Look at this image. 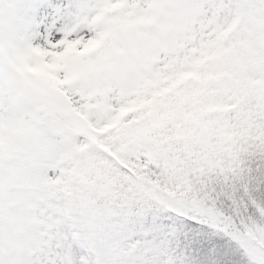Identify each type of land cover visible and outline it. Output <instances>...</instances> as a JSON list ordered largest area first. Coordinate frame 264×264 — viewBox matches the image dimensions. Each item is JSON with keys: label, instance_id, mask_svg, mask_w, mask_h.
Instances as JSON below:
<instances>
[{"label": "snow or ice", "instance_id": "snow-or-ice-1", "mask_svg": "<svg viewBox=\"0 0 264 264\" xmlns=\"http://www.w3.org/2000/svg\"><path fill=\"white\" fill-rule=\"evenodd\" d=\"M0 264H264V0H0Z\"/></svg>", "mask_w": 264, "mask_h": 264}]
</instances>
